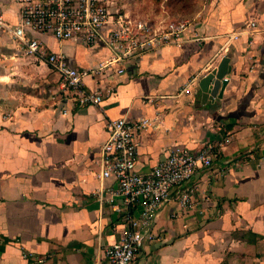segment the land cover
Returning <instances> with one entry per match:
<instances>
[{
	"label": "crops",
	"instance_id": "1",
	"mask_svg": "<svg viewBox=\"0 0 264 264\" xmlns=\"http://www.w3.org/2000/svg\"><path fill=\"white\" fill-rule=\"evenodd\" d=\"M205 9L181 46L149 52L123 75L86 79L102 94L97 106L78 107L44 60L0 32V264L105 262V249L139 215L99 173L107 124L123 117L151 123L135 135L140 174L177 146L210 147L214 159L171 190L134 264H264V0H211ZM0 15L18 24L19 5L0 0ZM27 34L72 68L109 56L100 41L85 47ZM230 34L239 38L225 45ZM223 57L228 85L203 105L198 83ZM189 190L192 205L183 207L179 195Z\"/></svg>",
	"mask_w": 264,
	"mask_h": 264
},
{
	"label": "built area",
	"instance_id": "2",
	"mask_svg": "<svg viewBox=\"0 0 264 264\" xmlns=\"http://www.w3.org/2000/svg\"><path fill=\"white\" fill-rule=\"evenodd\" d=\"M19 5V22L12 25L0 15V32L19 44L27 56L44 60L58 76L59 87L69 94L78 107L97 106L102 102L99 91L89 89L86 79L103 71L123 75V66L137 63L159 48L179 47L189 24L161 18L158 21L133 19L114 10L113 0H15ZM247 26L255 27L251 22ZM105 28L106 35H102ZM27 31L54 38L57 42H73L90 47L102 42L109 56L94 68H72L62 53H47L43 45L27 37ZM230 34L225 45L238 40ZM221 51H227L224 46ZM195 78L183 88L188 91ZM148 119L135 122L126 117L110 120L108 136L100 147V177L113 178L116 194L126 209H138L137 218L129 219V227L120 242L105 249L103 264H134L143 244L145 232L150 229L158 210L170 201L173 188L189 183L199 170L213 166L210 147L193 152L185 146L173 148L168 156L146 174L135 170V135L150 127ZM191 191L182 192L179 203L191 207Z\"/></svg>",
	"mask_w": 264,
	"mask_h": 264
},
{
	"label": "rangeland",
	"instance_id": "3",
	"mask_svg": "<svg viewBox=\"0 0 264 264\" xmlns=\"http://www.w3.org/2000/svg\"><path fill=\"white\" fill-rule=\"evenodd\" d=\"M211 0H113V9L126 14L133 19L154 21L156 18H166L171 21H182L193 27L198 18L203 15L205 6ZM204 10V11H203ZM207 11V10H206ZM187 30V31H188Z\"/></svg>",
	"mask_w": 264,
	"mask_h": 264
},
{
	"label": "water",
	"instance_id": "4",
	"mask_svg": "<svg viewBox=\"0 0 264 264\" xmlns=\"http://www.w3.org/2000/svg\"><path fill=\"white\" fill-rule=\"evenodd\" d=\"M229 62L230 59L228 57L221 58L216 68L212 69L199 81L198 88L203 105L207 101L213 103L217 99H222L231 74ZM261 65L264 66V56Z\"/></svg>",
	"mask_w": 264,
	"mask_h": 264
},
{
	"label": "trees",
	"instance_id": "5",
	"mask_svg": "<svg viewBox=\"0 0 264 264\" xmlns=\"http://www.w3.org/2000/svg\"><path fill=\"white\" fill-rule=\"evenodd\" d=\"M28 32H30V31H27V33H28ZM32 33H34V34H39V33H36V32H32ZM27 37H28L29 39H34L32 36H30V35L28 36V34H27Z\"/></svg>",
	"mask_w": 264,
	"mask_h": 264
}]
</instances>
